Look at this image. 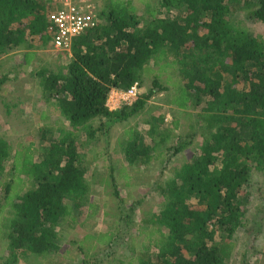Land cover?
Masks as SVG:
<instances>
[{"label":"trees","instance_id":"1","mask_svg":"<svg viewBox=\"0 0 264 264\" xmlns=\"http://www.w3.org/2000/svg\"><path fill=\"white\" fill-rule=\"evenodd\" d=\"M53 1L0 0V55L51 41ZM159 1L160 7L148 3L140 16L131 0H109L96 9L98 26L74 38L66 71L42 73L44 95L57 100L68 124H43L39 144L20 145L14 153L0 136V238L7 250L0 264H18L22 258L27 264H57L50 260L61 248V225L70 218L74 222L91 204L80 132L88 140L109 132L164 91H171L169 102L178 109L197 111L191 132L175 135L177 143L165 150L180 153L198 136L202 144L176 177L158 185L164 207L138 226L145 235L138 263L231 264L234 236L246 226L252 174H264V36L247 31L234 16L245 10L248 19L264 25V0ZM161 60V70H174L169 81L163 83L156 73L152 88L140 96L145 68ZM135 82L137 101L111 110L112 90L127 91ZM125 136L130 165L158 158L168 139L149 142L137 127ZM25 170L28 180L22 177ZM110 175L118 188L114 170ZM114 194L124 201L118 190ZM138 202L130 207V220ZM113 236L108 234V242ZM255 238L252 234L250 247ZM243 259L249 264V250Z\"/></svg>","mask_w":264,"mask_h":264},{"label":"rangeland","instance_id":"2","mask_svg":"<svg viewBox=\"0 0 264 264\" xmlns=\"http://www.w3.org/2000/svg\"><path fill=\"white\" fill-rule=\"evenodd\" d=\"M92 1L96 9L101 11L109 0ZM131 1L137 6L140 16L146 12L148 3L150 8L160 7L159 0ZM53 3L55 6V0ZM234 21L239 22L247 31L264 36V25L248 19L245 10L238 11ZM37 43V48L23 46L0 55V79L4 78V82H0V136L11 144L13 153L20 145L39 144L38 131L43 124H68L60 114L57 100L44 95L41 80L44 77L43 72H65L72 55L70 52L55 50L50 42L41 47V42ZM164 63L165 60L158 64L152 61L145 68L140 96L152 88L156 73H160L163 83L169 81L167 76L171 72L173 74L174 70H161ZM123 92L112 90L107 104L110 101V106H113L115 101L118 106L110 108L107 105L111 110L120 109L125 104L122 100ZM170 99L171 91L157 93L148 101L143 111L126 121L117 122L109 132L99 133L90 140L87 139L85 131L80 132V150L87 165L86 177L91 187V204L86 203L80 209V215L74 222L70 218L61 225V248L50 261L57 264H83V261L86 264H139L138 253L145 235L139 234L138 226L142 224L144 217L159 212L164 207V196L158 185L176 177V172L200 153L202 144V137L198 136L194 138L191 146L180 153L174 154L173 150H165V147L177 143L175 135L183 137L191 132L188 130L189 125L194 121L197 112L193 108L178 109L169 102ZM174 121H177L178 126ZM95 122L96 125L99 124L98 120ZM135 127L149 142L153 137L157 140L168 137L162 143L163 154L149 164L130 165L126 160L123 151L126 131ZM12 165L13 157L7 161L6 169L9 170ZM112 170L118 183L116 189L111 180ZM27 174L25 170L22 174L24 180H28ZM115 190L124 199L122 203L114 194ZM248 192L251 201L246 226L234 236L236 249L231 264H243L246 250L250 254L249 264H264L263 173L253 172ZM136 202L138 207L132 213L133 220H130V207ZM110 233L115 236L108 242ZM252 234H256V238L250 247ZM2 256H7V250L6 242L0 238V258ZM18 264H27V261L22 258Z\"/></svg>","mask_w":264,"mask_h":264},{"label":"built area","instance_id":"3","mask_svg":"<svg viewBox=\"0 0 264 264\" xmlns=\"http://www.w3.org/2000/svg\"><path fill=\"white\" fill-rule=\"evenodd\" d=\"M47 32L55 50L71 53L73 40L99 24L92 0H55V8L48 15ZM139 97V82L122 93L125 104H133Z\"/></svg>","mask_w":264,"mask_h":264},{"label":"crops","instance_id":"4","mask_svg":"<svg viewBox=\"0 0 264 264\" xmlns=\"http://www.w3.org/2000/svg\"><path fill=\"white\" fill-rule=\"evenodd\" d=\"M111 103H112V102H111ZM107 105H108L110 108H111V107H117V106H118V103L114 101V102L112 103L113 106H110V101H109Z\"/></svg>","mask_w":264,"mask_h":264}]
</instances>
